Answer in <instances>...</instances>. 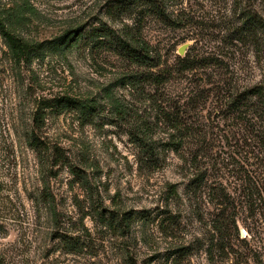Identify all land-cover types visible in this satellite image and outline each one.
<instances>
[{
    "label": "rangeland",
    "instance_id": "obj_1",
    "mask_svg": "<svg viewBox=\"0 0 264 264\" xmlns=\"http://www.w3.org/2000/svg\"><path fill=\"white\" fill-rule=\"evenodd\" d=\"M119 1L0 0V264H264V212L242 197L264 166L224 146L216 121L202 126L210 153L164 148L160 96H181L185 80L157 90L155 69L118 56L106 33L138 31L174 65L221 47L204 36L235 21L232 0L176 1L203 35L151 17L136 30L111 9ZM255 8L264 18V0ZM10 36L34 47L22 53ZM123 213L128 231L105 228Z\"/></svg>",
    "mask_w": 264,
    "mask_h": 264
},
{
    "label": "trees",
    "instance_id": "obj_2",
    "mask_svg": "<svg viewBox=\"0 0 264 264\" xmlns=\"http://www.w3.org/2000/svg\"><path fill=\"white\" fill-rule=\"evenodd\" d=\"M176 1L120 0L111 9L114 13L133 15L136 30L143 28L146 18L151 17L166 28L191 27V31L203 35L206 27L198 26L192 20L187 22L182 8L173 10ZM232 3V17L235 21L227 23V28L216 34V38L210 33L204 36L214 41L220 38V51L217 49L192 57L187 53L183 58H177L174 65L163 66L158 54L151 57L152 51L138 38V31L135 38L129 37L128 40L106 32L111 38L108 44L125 60L155 69L148 81L157 90L164 89L173 81L181 83L185 80V93L181 96L176 99L167 94L160 96L161 101L169 104L170 108V111L160 109L161 120L169 132L168 140L163 142L164 148L176 155L185 150L188 155L193 153V157L202 152L210 153L211 144L216 139L207 138L202 126L205 122L216 121L223 133L219 140L224 146L245 150V154L264 166V18L255 8L256 0H232ZM0 31L8 35L2 25ZM10 40L22 53L34 47L24 44L15 36H10ZM152 60L154 65L150 64ZM142 142L144 149L152 148L151 140ZM249 179L242 197L251 205L252 210L260 207L264 212V176L255 174ZM175 193L172 191L171 195ZM132 216L134 214L123 213L121 217L108 216L102 219L106 229L122 233L124 229H130ZM259 216L264 214L260 213ZM254 224L252 227L259 230L260 225ZM237 236H240L239 232ZM61 241L71 249L80 246L74 238L62 237Z\"/></svg>",
    "mask_w": 264,
    "mask_h": 264
},
{
    "label": "water",
    "instance_id": "obj_3",
    "mask_svg": "<svg viewBox=\"0 0 264 264\" xmlns=\"http://www.w3.org/2000/svg\"><path fill=\"white\" fill-rule=\"evenodd\" d=\"M186 47H187V45H183V46H181L179 49H178V54L180 55V56H183L184 55V53H185V50H186ZM240 234H241V236H242V232H240Z\"/></svg>",
    "mask_w": 264,
    "mask_h": 264
}]
</instances>
